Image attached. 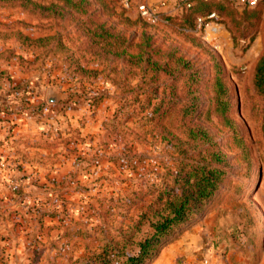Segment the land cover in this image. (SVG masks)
Listing matches in <instances>:
<instances>
[{"label": "rangeland", "instance_id": "1", "mask_svg": "<svg viewBox=\"0 0 264 264\" xmlns=\"http://www.w3.org/2000/svg\"><path fill=\"white\" fill-rule=\"evenodd\" d=\"M162 1L192 8L139 17ZM263 52L264 2L0 0V264H118L198 166L143 264H264Z\"/></svg>", "mask_w": 264, "mask_h": 264}, {"label": "trees", "instance_id": "2", "mask_svg": "<svg viewBox=\"0 0 264 264\" xmlns=\"http://www.w3.org/2000/svg\"><path fill=\"white\" fill-rule=\"evenodd\" d=\"M256 6L252 8H255ZM189 8H192V4ZM254 84L257 90L264 95V52L255 66ZM219 86L221 87L220 84ZM226 91L227 90L224 89V92ZM229 124L231 128L234 129V124L231 122ZM262 129L264 136V116ZM219 174L220 171L218 169H208L206 166H198L194 171V180L190 183V179L188 178L185 181L187 188L183 189L180 195H173L172 200L168 201V215L161 217L160 220L152 223L151 226L154 229L152 236L146 238L139 244V251L136 255L127 256L124 261L119 262L118 264H143L149 259L154 250V247L152 246L154 241L157 242L158 237L164 235L173 224L187 220L195 209L199 208L202 203L209 199L217 187V182L220 176Z\"/></svg>", "mask_w": 264, "mask_h": 264}, {"label": "built area", "instance_id": "3", "mask_svg": "<svg viewBox=\"0 0 264 264\" xmlns=\"http://www.w3.org/2000/svg\"><path fill=\"white\" fill-rule=\"evenodd\" d=\"M207 1V0H204ZM237 6L242 8H252L264 0H232ZM164 5V2H160L158 5H149L146 3H139L136 5V10L139 17L150 23H157L161 21V10L160 8ZM190 2L181 3L180 8H189ZM216 20L214 12L208 13L204 16L196 17V24L198 27L207 26V22Z\"/></svg>", "mask_w": 264, "mask_h": 264}, {"label": "crops", "instance_id": "4", "mask_svg": "<svg viewBox=\"0 0 264 264\" xmlns=\"http://www.w3.org/2000/svg\"><path fill=\"white\" fill-rule=\"evenodd\" d=\"M163 2V1H162ZM181 3L177 4V5H174L173 4H169V3H166L164 2V5L160 8L161 12H163L165 15H169V16H172V15H175L176 13H178V6L180 5Z\"/></svg>", "mask_w": 264, "mask_h": 264}, {"label": "water", "instance_id": "5", "mask_svg": "<svg viewBox=\"0 0 264 264\" xmlns=\"http://www.w3.org/2000/svg\"><path fill=\"white\" fill-rule=\"evenodd\" d=\"M48 101H49V102H53V101H55V99L49 98Z\"/></svg>", "mask_w": 264, "mask_h": 264}]
</instances>
